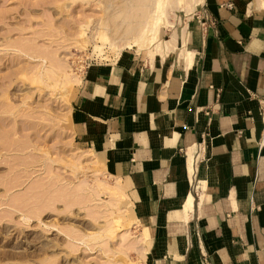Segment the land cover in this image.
Segmentation results:
<instances>
[{"label":"crops","instance_id":"crops-1","mask_svg":"<svg viewBox=\"0 0 264 264\" xmlns=\"http://www.w3.org/2000/svg\"><path fill=\"white\" fill-rule=\"evenodd\" d=\"M199 4L149 57L89 66L70 129L128 194L141 264H264V0Z\"/></svg>","mask_w":264,"mask_h":264},{"label":"rangeland","instance_id":"rangeland-1","mask_svg":"<svg viewBox=\"0 0 264 264\" xmlns=\"http://www.w3.org/2000/svg\"><path fill=\"white\" fill-rule=\"evenodd\" d=\"M125 1L0 0V264L142 262L128 188L126 199L106 187L115 178L70 129L89 66L116 62L127 50L149 57L115 25L118 13L139 18L136 3ZM174 2L158 12L159 43L197 16L199 0ZM63 64L76 79L56 86L48 74L60 79L55 66Z\"/></svg>","mask_w":264,"mask_h":264},{"label":"bare ground","instance_id":"bare-ground-1","mask_svg":"<svg viewBox=\"0 0 264 264\" xmlns=\"http://www.w3.org/2000/svg\"><path fill=\"white\" fill-rule=\"evenodd\" d=\"M128 1V0H126ZM125 1V2H126ZM130 1V0H129ZM136 5H134L133 7L135 8V11H134V16H138L139 18H135V17H124V16H121L120 13L117 14V18H119V20H117L116 22V27L117 28H122L123 29V32L126 36H129L128 40L130 39L132 41V43L135 45L136 43L138 45L141 46V49L144 48V49H148L149 51L151 50V48H155V49H159L160 48V44H159V41L157 40L158 39V36H159V33H160V26H159V21H158V12L160 11V9L162 8H165L166 5H167V2L169 0H133ZM172 1V0H170ZM179 2L180 0H173V2ZM194 1V0H192ZM191 1V2H192ZM131 2V1H130ZM174 2V3H175ZM183 2L185 4H188L189 2V6H190V1L189 0H183ZM194 3V2H192ZM170 4V3H168ZM185 6V5H184ZM187 5V10H188V7ZM128 8V7H127ZM130 8V7H129ZM190 9V8H189ZM134 10V9H133ZM126 11V10H125ZM130 11V10H128ZM126 13V12H125ZM124 15V14H123ZM132 16V15H131ZM115 21V20H114ZM166 21V20H165ZM168 21V20H167ZM113 22V21H112ZM168 23V22H167ZM170 24V22L168 23ZM104 39H107L104 38ZM103 40V39H102ZM157 40V41H156ZM156 41V43H154ZM131 43V44H132ZM132 44V45H133ZM153 44L151 47L150 45ZM131 45V46H132ZM155 45V46H154ZM137 46V45H136ZM140 46H137L138 48H140ZM26 49V48H25ZM24 49V50H25ZM137 49V48H136ZM39 56V55H37ZM61 61V60H60ZM58 62V61H57ZM57 65L59 63H56ZM62 64V63H61ZM55 66L58 70L61 71V76H60V79L57 80V78L55 77V73L54 71H50V74L49 77L50 79H53L52 81L54 82V85L57 86V84H62V85H65L66 83L70 82L71 79L74 80L76 79V77H71L69 76V74L67 73V69H66V66L63 64V65H60V66ZM54 66V65H53ZM49 73V71H48ZM47 75V74H46ZM47 75V77H48ZM40 76V75H39ZM40 79V77H39ZM63 87V86H62ZM41 117V116H40ZM42 119V118H41ZM61 160V159H60ZM86 183V182H85ZM97 184L99 186H105L106 184L104 182H102L99 178H97ZM86 185V184H85ZM97 186V185H96ZM91 187V186H90ZM106 187H109L111 190L114 191L115 194L118 195V193H121V191L119 190V187H118V184L115 183L112 185V187L110 186H106ZM97 188V187H96ZM73 197V196H72ZM49 198V197H48ZM55 198V197H54ZM46 200V199H45ZM115 200H117V198H111L110 200V206L111 207H115ZM44 201V200H43ZM108 203V202H107ZM109 207V206H108ZM110 213V210H107ZM106 218V217H105ZM110 220V219H109ZM107 221L109 222L108 223V227H104V232H106L105 234H108L109 232L112 233V228L110 226V224H112L113 222L111 221ZM107 226V224H106ZM124 238H126L125 236H122ZM123 238V239H124ZM126 241V240H125ZM139 240L138 238H134L133 240H127V246H135V244H139L137 243ZM128 247V248H129ZM132 247V248H133ZM130 249V248H129Z\"/></svg>","mask_w":264,"mask_h":264},{"label":"built area","instance_id":"built-area-1","mask_svg":"<svg viewBox=\"0 0 264 264\" xmlns=\"http://www.w3.org/2000/svg\"><path fill=\"white\" fill-rule=\"evenodd\" d=\"M229 5H230V4H229ZM204 23H205V22L203 21L202 24H204ZM196 235H199L198 232H196ZM203 256H204V255H203ZM206 263H207V262H205V264H206Z\"/></svg>","mask_w":264,"mask_h":264}]
</instances>
